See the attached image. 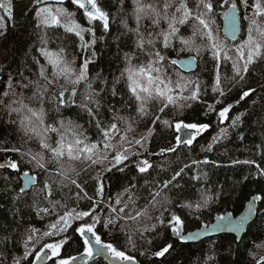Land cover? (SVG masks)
Returning <instances> with one entry per match:
<instances>
[{"label": "snow or ice", "instance_id": "6c2138e0", "mask_svg": "<svg viewBox=\"0 0 264 264\" xmlns=\"http://www.w3.org/2000/svg\"><path fill=\"white\" fill-rule=\"evenodd\" d=\"M70 3L82 10L87 26L77 22L76 12L64 6L65 0H0V40L8 39L10 27H18V7L27 25L19 60L0 61V123L13 128L18 137V143L0 141V153L7 156L0 162V184L12 204L8 209L12 223L0 225V264H76L78 259L80 264H89L94 256L104 258L107 264H164L176 251L173 240L185 244L209 231L225 229L235 233L236 239L228 249L229 255L234 254L239 249H233L232 243H244L241 234L250 218L259 211L264 221V208L258 206V202H264V195H252L238 217L233 218L231 213L218 216L217 223L185 234L187 217L199 220L203 209L228 193L222 185L216 191L201 187L196 201L184 199L176 203L170 193L184 187L178 177L192 169L196 174L191 180L207 182L208 174L200 166L222 165L207 156L191 159L169 179L160 181L152 176L157 171L153 161L176 154L181 148L191 152L194 142L212 128L201 117L214 115L216 119L217 132L204 149L207 152L229 138L230 128L236 130L249 117L237 106L243 107L257 92V88L246 85L253 69L264 65V0ZM217 9L222 10L227 21L223 35L217 26ZM241 32L246 33L245 39L238 36ZM69 34L79 38L78 42ZM86 34L90 39H85ZM69 48L85 54L78 66V57ZM172 51L178 58H170ZM185 52L192 54L189 68L196 65L190 75L174 70L180 63L179 54ZM105 54L109 66L116 65L115 71L106 74L99 68L90 75V65L96 66ZM205 56L212 64L211 103L205 99L207 86L195 74L201 61L207 67ZM12 63H16L15 69ZM58 83L60 89L56 91ZM29 89L31 94L26 95ZM237 89L238 98L229 102ZM170 106L182 114L192 109L195 115L191 120L162 119ZM72 110L75 119L64 115ZM105 110L111 114L110 120L105 119ZM125 111L135 115H123ZM82 117H86L89 128L95 129L94 139L88 135V128L78 122ZM139 120L149 121L147 134L130 136ZM158 127L171 136L164 137L166 145L157 151L151 144ZM239 138L243 140V134ZM33 142L42 151L27 147ZM75 163L84 167L78 170ZM239 164H254L256 175L264 177V168L256 161H231L232 166ZM53 165L57 167L53 169ZM83 175L92 182L93 195L86 191ZM57 177L61 189L71 193L74 186L77 190L73 194L76 206L51 199ZM114 185L118 186L116 194L106 197L105 192ZM82 199L90 202L88 210H78ZM25 207L30 217L43 221L55 216V220L41 231L31 223L25 224ZM58 208L62 211L58 212ZM77 221L80 223L73 228ZM100 229L112 239H102ZM75 234L82 241L83 251L78 256L62 255L66 246L76 242ZM50 237L60 238L41 242ZM121 238L123 245L117 243ZM215 255L210 254L204 264L214 261ZM256 264H264V257Z\"/></svg>", "mask_w": 264, "mask_h": 264}, {"label": "trees", "instance_id": "16d2710c", "mask_svg": "<svg viewBox=\"0 0 264 264\" xmlns=\"http://www.w3.org/2000/svg\"><path fill=\"white\" fill-rule=\"evenodd\" d=\"M65 7L68 8L69 11L76 12L77 22L81 23L84 26H87L86 21L82 18V10H77L75 6L70 3V0H65ZM218 19L217 26L219 27L221 34L223 35L222 30V10L217 9ZM16 19L18 22V27L16 29L9 28V37L5 40H0V61L4 62H12L14 60H19L22 53L19 51V46L21 41L26 38V29L27 25L23 20V14L18 7L16 10ZM247 22H244L246 26ZM27 31H30L28 29ZM61 31H63L61 29ZM187 34V33H185ZM74 37V34H69ZM241 39L246 38V33L242 32L240 35ZM74 39L78 42L79 38ZM85 39L88 40L90 37L86 34ZM229 44L231 45L232 41L229 39ZM238 42V41H237ZM99 47V46H98ZM69 52L77 55L76 65L78 66L83 59V55L81 54L79 49L77 48H69ZM192 55L190 53H180L179 57ZM170 58H178L177 53L172 51L169 53ZM205 60L208 61L207 67L205 66L204 61L200 62V68L197 69L196 73L199 75L200 80L203 81L204 85L208 88V95L205 99L208 100L209 103L212 102L213 95L211 92L212 88V76L210 73V69L212 67L210 57L205 56ZM43 63V60H42ZM16 63H12V68H16ZM99 68H103L107 73L110 71H115L116 65L109 66L107 62V54H105V59L102 61H97V65H90V75L94 74V71L99 70ZM230 68V65H229ZM175 71H180L185 75L193 74L191 72H186L182 70L178 65L174 69ZM50 71V69H49ZM230 76L231 72L228 69L224 70ZM25 75H30V73L25 72ZM34 78V77H33ZM6 79V76H5ZM264 84V65H260L257 68L253 69V74L248 79V84L246 87H255L257 88V92L251 97V99L247 100V103L243 105V107L237 106L240 111H247L250 115L247 119H244L242 123H240L239 127L236 130L229 131V138L227 140L222 141L219 144L213 146V151L207 152L204 149H207L209 143H211V137L216 135V119L215 116L209 117H201L205 122H210L212 124V128L208 133L204 134L202 137L198 138L194 145L192 146L193 150L191 152L188 151L187 148H181L178 150L176 154H168L163 157L156 158L153 162L157 166V171L152 173L154 178H157L160 181L165 179H169L170 176L174 173V171H178L180 167L183 166L184 163L190 162L191 159H203L205 156L208 157L209 160L216 161L221 167H213L211 164L209 165H201L200 170L203 172H207L208 180L207 182L194 181L191 180L190 177L196 174V171L192 169H186V174H183L182 178L178 177L179 182L184 186L181 190H173L170 195L174 198V202L178 203L180 200H191L196 201L199 198V192L197 191L201 187L210 188L212 191H216L219 186H223L226 193L225 196H222L220 200L211 203L206 209L202 210L200 213V219L196 220L191 217H187L185 221V231L193 230L197 227L202 226L203 224H209L212 222L217 215L224 214L226 212H232L233 214L239 213L245 206L246 202L250 197L254 194L264 195V177H258L256 175L257 169L255 165H231V161L233 160H253L256 161L260 165L261 168H264V88H261V85ZM228 85H226L227 87ZM60 85L59 83L56 85L55 90L59 91ZM32 89L27 90L26 95L31 94ZM81 91H83V86H81ZM239 96V89L235 90L233 94L229 97V102H234ZM79 99V97H78ZM193 108H197V104H193ZM202 110V109H198ZM155 111V110H153ZM75 110L65 112L64 115L75 119ZM123 115H135L134 112L128 113L125 111L122 113ZM195 113L192 109H185L183 114L175 107H169L165 110V114L162 115V119H175V118H183L186 120H191ZM105 119L110 120L111 114L107 113L105 110ZM4 120L7 117H3ZM79 123L84 124L86 128H88V135L95 138V129L89 128L86 123V117H82L78 120ZM149 126V121L139 120L136 125L134 133H130L129 135H136L137 137L140 134H147V128ZM240 134H243L244 139L241 140ZM171 133L167 130H161L159 127L157 128V134L155 135L154 140L152 141L151 147L153 150L159 149L160 146L166 145V140L164 137H170ZM0 141H8L9 144L18 143V137L14 132L13 128L9 127L6 123H0ZM30 147L32 151H42L40 149L38 143H31L27 145ZM8 156H11L13 159L17 158L15 154L9 153ZM7 156L5 154L0 153V161L6 159ZM78 170L83 168L84 165L80 163H75L73 165ZM53 169L57 167L56 165L52 166ZM195 168V166H193ZM9 173L11 170H8ZM157 173L159 175L157 176ZM0 174H3V170H0ZM244 176H249L248 180H243ZM43 179V176L41 177ZM57 183L53 184V193L51 196L52 200H60L61 203H67L70 207L76 206L74 203L73 194L77 191L73 186L71 189V193L67 188L61 189L58 183L59 178H55ZM82 180L87 181L86 191L89 195H93V187L92 182L88 180L87 175H83L81 177ZM118 190V186L114 185L110 192L106 191L105 196L107 197L109 194L115 195ZM143 195H147V193H142ZM69 196H73V199H68ZM143 203V201H141ZM11 200L5 194V189L2 184H0V225L8 226L12 223V215L11 212L8 211L11 208ZM44 206V204H41ZM259 208H264V202L258 203ZM90 207V202L88 200H80L78 210H88ZM27 208H24L25 215L23 217L25 224L31 223L37 228H40L41 231L45 230V225L49 222L55 220V216L46 217L45 220L41 221L37 217L29 216L27 214ZM58 212H61L62 209L58 208ZM257 216L254 221L249 225L246 230V234L244 233V243L240 244L238 241L236 243H232L233 249H239L234 254L229 255V244L234 241L235 234L233 233H221L214 236H209L208 238L202 239L197 242H187L182 244L178 240H173L176 245V251L172 253L166 260H164V264H204L207 257L215 253V260L209 261L208 264H231L232 261H235V264H256V260H259L260 257L264 255V221L261 220V216L259 211H257ZM80 222L77 221L73 224V228L77 227ZM71 231V230H70ZM102 235V239L105 241H109L112 239L110 235H104V230L100 229V233ZM2 233H0V237H2ZM60 237H50L44 238L41 242H54L58 240ZM76 242L71 243L66 246L65 250L62 252V255H79L83 251L82 241L78 238V234H75ZM118 244L123 245V239H119L117 241ZM251 253V255L249 254ZM136 255V253H133ZM255 257V259H253ZM32 259V258H30ZM139 259L143 260L144 257H139ZM80 263L79 260L76 261V264ZM49 264H52L49 261ZM89 264H107V261L102 257H97L93 262Z\"/></svg>", "mask_w": 264, "mask_h": 264}, {"label": "water", "instance_id": "95a60500", "mask_svg": "<svg viewBox=\"0 0 264 264\" xmlns=\"http://www.w3.org/2000/svg\"><path fill=\"white\" fill-rule=\"evenodd\" d=\"M222 21H223V22H222V30H223V33L225 34V32H226V26H227V21H226L224 18H222ZM241 33H242V32H241ZM241 33H238V36H239V37H240ZM229 39L231 40L230 37H229ZM190 58H191V55H186V56L179 57V59H180V63L178 64V66H179L182 70H184V71H192V69H195V68H196V65L193 64L192 67L189 68V66H188V61H189ZM0 162H3V161H0ZM254 195H257V194H254ZM250 198H251V197H250ZM249 200H250V199L247 200V202H246V204H245V208H244L243 210H241L238 214H233V213H231V212H226V213H224V214H222V215H217V216L215 217V219H214L212 222H210L209 224H207V225L211 226L212 224L217 223L218 221H217L216 218H217L218 216H224V215H226V214H228V213H231L232 216H233V218L242 215V214L244 213V211L246 210V207H247V204H248ZM257 213H258V212H256V213L254 214V216H253L252 218H250L249 222L246 223V225H245V232H246L248 226H249V225L254 221V219L256 218ZM203 225H205V224H203ZM203 225L200 226V227H197V228H195V229H193V230H190V231H188V232H195V231H198V230L202 229ZM188 232H185V234H187ZM245 232H244V233H245ZM221 233H230V232H228L226 229H225V230H222V231H220V232H211V231H209V232L205 233L203 236H201L197 241H200V240H202V239L208 238L209 236H214V235H218V234H221ZM244 233H242L241 235L243 236ZM233 234H235V233H233ZM197 241H189V242H197ZM262 257H264V255H263ZM95 258H96V257L94 256L93 259H92L91 261H89V262H92ZM260 258H261V257H260ZM260 258H259V259H260Z\"/></svg>", "mask_w": 264, "mask_h": 264}, {"label": "bare ground", "instance_id": "6f19581e", "mask_svg": "<svg viewBox=\"0 0 264 264\" xmlns=\"http://www.w3.org/2000/svg\"><path fill=\"white\" fill-rule=\"evenodd\" d=\"M258 203H259V202H258ZM244 208H245V206H244ZM244 208H243V209H244ZM243 209H242V210H243Z\"/></svg>", "mask_w": 264, "mask_h": 264}]
</instances>
